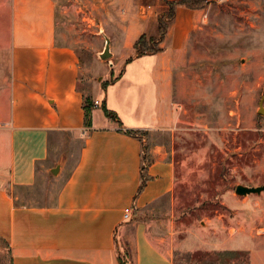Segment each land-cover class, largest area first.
<instances>
[{
  "label": "crops",
  "instance_id": "1",
  "mask_svg": "<svg viewBox=\"0 0 264 264\" xmlns=\"http://www.w3.org/2000/svg\"><path fill=\"white\" fill-rule=\"evenodd\" d=\"M10 3V77L0 101V237L8 243L11 264H121L129 246L134 264H174L172 247L159 245L139 217L150 204L172 198L175 164L164 144L144 146L142 133L157 136L171 127L176 85L205 9L176 6L161 49L142 67L155 103L125 111V91H114L118 105L110 107L108 95L103 100L95 94L125 75L115 83H94L91 94L80 87L79 55L59 31L55 0ZM151 18L125 30L123 49L132 51L140 34L157 31L158 18ZM138 83L143 100L148 83ZM123 112L129 119L121 118ZM143 171L148 179L139 190ZM15 189L38 195L20 199L24 194ZM230 205L244 209L242 223L230 224L227 232L214 223L201 225L215 231L203 238L194 233L195 249L244 250L249 264H264V190Z\"/></svg>",
  "mask_w": 264,
  "mask_h": 264
},
{
  "label": "rangeland",
  "instance_id": "2",
  "mask_svg": "<svg viewBox=\"0 0 264 264\" xmlns=\"http://www.w3.org/2000/svg\"><path fill=\"white\" fill-rule=\"evenodd\" d=\"M55 1L59 31L79 55V85L85 93L91 94L94 83H115L125 75L95 94L103 100L108 95L110 107L118 105L112 102L114 91H125L124 103H120L125 111L138 104L146 108L154 104L152 83L142 69L151 63L153 53L136 55L134 49H123L122 37L137 21L167 13L164 0ZM202 8L203 19L191 35L190 60L176 85L177 113L171 127L158 131L157 136L142 133L144 146L164 144L173 159V196L150 204L139 218L147 221L159 245L172 247L174 264H249L247 251L195 249L192 241L215 231L213 226L201 225L214 223L220 232H227L230 224L240 225L244 209L230 205L245 196L235 192L236 185L264 184V114L258 112L264 94V0H206ZM10 22V0H0V101L10 77ZM106 36L112 54L102 58ZM139 81L149 87L143 83V100ZM111 113L115 118L117 113ZM120 116L129 119L126 112ZM39 181L40 187L46 183L45 178ZM14 193H23L20 199L38 195L34 189L22 193L15 189ZM129 248L124 260L134 264ZM0 264H11L3 238Z\"/></svg>",
  "mask_w": 264,
  "mask_h": 264
},
{
  "label": "trees",
  "instance_id": "3",
  "mask_svg": "<svg viewBox=\"0 0 264 264\" xmlns=\"http://www.w3.org/2000/svg\"><path fill=\"white\" fill-rule=\"evenodd\" d=\"M206 0H165V3L167 4V13H164L163 15L158 17L157 22V34L156 35H147L146 33H142L138 36V38L133 43V49L136 55H139L141 53H154L161 49V42L164 39L169 23L174 19L175 17V9L176 6L179 4L186 5L191 8H202L205 5ZM106 81H104L105 83ZM89 100L86 99V122H90V108H89ZM106 114L109 116L112 114L110 110L105 108ZM144 161V160H143ZM149 161V160H148ZM145 163V161H144ZM145 165L143 166L144 169ZM148 179V175L143 171L141 174V182L139 185V190L143 188V186L146 183V180ZM2 238V237H0ZM5 240V239H4ZM7 242V241H6ZM8 244V243H7ZM8 252L11 259V253L8 246ZM125 257L127 256V251L124 253ZM121 264H125L124 260H121Z\"/></svg>",
  "mask_w": 264,
  "mask_h": 264
},
{
  "label": "water",
  "instance_id": "4",
  "mask_svg": "<svg viewBox=\"0 0 264 264\" xmlns=\"http://www.w3.org/2000/svg\"><path fill=\"white\" fill-rule=\"evenodd\" d=\"M112 52L110 49V38L109 36L105 37L104 49L100 53L102 58L111 56ZM258 112L264 114V94L259 100ZM264 189V184L261 185H246V184H237L235 187V192L240 195H247L249 193L261 192Z\"/></svg>",
  "mask_w": 264,
  "mask_h": 264
},
{
  "label": "built area",
  "instance_id": "5",
  "mask_svg": "<svg viewBox=\"0 0 264 264\" xmlns=\"http://www.w3.org/2000/svg\"><path fill=\"white\" fill-rule=\"evenodd\" d=\"M100 102H99V100L98 99H96L95 101H94V104L95 105H98ZM130 215H131V208H126L125 209V212H124V217L125 218H128V217H130Z\"/></svg>",
  "mask_w": 264,
  "mask_h": 264
}]
</instances>
